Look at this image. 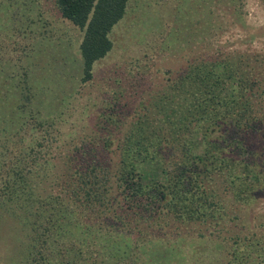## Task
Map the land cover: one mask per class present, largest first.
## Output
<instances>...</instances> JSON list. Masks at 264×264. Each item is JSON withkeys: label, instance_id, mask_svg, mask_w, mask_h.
I'll use <instances>...</instances> for the list:
<instances>
[{"label": "trees", "instance_id": "obj_1", "mask_svg": "<svg viewBox=\"0 0 264 264\" xmlns=\"http://www.w3.org/2000/svg\"><path fill=\"white\" fill-rule=\"evenodd\" d=\"M129 1L54 0L83 33L80 85L111 50ZM211 39L176 55L175 74L142 97L135 91L136 105L112 92L70 140L56 114L35 116L28 69L9 67L0 49V90L16 92L0 110V211L26 218L32 264H173L185 239L204 251L199 264H214L207 238L223 264H264V238L239 226L261 193L249 177L264 175V55L226 53ZM43 127L52 131L39 136ZM154 164L162 177L146 183Z\"/></svg>", "mask_w": 264, "mask_h": 264}, {"label": "rangeland", "instance_id": "obj_2", "mask_svg": "<svg viewBox=\"0 0 264 264\" xmlns=\"http://www.w3.org/2000/svg\"><path fill=\"white\" fill-rule=\"evenodd\" d=\"M82 35L60 17L54 0H0V49L5 51L2 62L28 69L37 96L32 106L40 109L34 111L35 116L45 119L56 114L64 120L65 140L75 138V127H91L102 101L114 91L136 105L140 94L137 97L135 91L141 90L142 97L145 90L163 80L166 72L175 74L174 69H179L176 55L179 59L182 51L194 50L202 37L212 36L213 46L226 53L264 55V0H130L109 35L111 50L94 64L92 80L85 85L79 83ZM5 77L2 74L0 80ZM42 87L47 92L40 90ZM1 89L0 110L4 111L16 92L14 88L9 92ZM39 101L41 106H37ZM51 131L43 127L38 134ZM58 145L60 142L52 144L54 154L60 150ZM201 146V136L194 135L193 150L198 153ZM149 173L146 183L150 177H162L158 164L151 165ZM252 176L249 183L256 184L261 193L254 203L239 210V226L250 233L253 229L264 238V175L259 181ZM28 229L24 215L14 217L0 211V264H32ZM201 241L210 249L206 255L209 263L223 264L228 259L218 253L213 238ZM194 243L190 239L181 241L171 263L199 264L204 251L197 245L194 248ZM158 250L156 246L150 252Z\"/></svg>", "mask_w": 264, "mask_h": 264}]
</instances>
